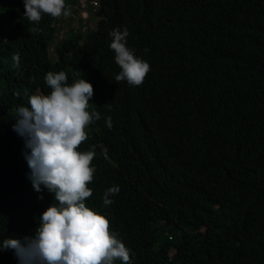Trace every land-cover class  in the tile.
I'll use <instances>...</instances> for the list:
<instances>
[{
  "label": "trees",
  "instance_id": "16d2710c",
  "mask_svg": "<svg viewBox=\"0 0 264 264\" xmlns=\"http://www.w3.org/2000/svg\"><path fill=\"white\" fill-rule=\"evenodd\" d=\"M97 1L96 27L51 48L59 18L30 23L23 0H0V239L30 235L53 200L32 188L12 125L25 93L47 94L45 74L64 71L92 84L101 114L80 148L96 152L86 204L132 264H264V0ZM125 28L151 67L140 86L115 80L109 33ZM0 264H18L11 249Z\"/></svg>",
  "mask_w": 264,
  "mask_h": 264
},
{
  "label": "clouds",
  "instance_id": "9594fccd",
  "mask_svg": "<svg viewBox=\"0 0 264 264\" xmlns=\"http://www.w3.org/2000/svg\"><path fill=\"white\" fill-rule=\"evenodd\" d=\"M23 3L24 18L34 24L43 15L59 18L71 14L65 0H23ZM79 3L80 0L75 5ZM98 5L97 1L96 9ZM109 35L112 37L109 47L120 68L115 80L131 86L142 85L151 67L127 46L128 29H114ZM12 60L13 67L18 68L19 55ZM44 81L50 91L25 93L27 106L16 109L12 130L30 150L25 160L32 188L39 193L43 186L53 200L39 215L37 227L30 235L0 239V252L11 249L18 264H116L117 261L132 264L130 249L111 231L109 220L86 204L93 195L89 184L96 173L92 163L96 152L95 146L84 151L80 148L88 139V126L101 119L98 111L90 110L94 88L84 78L69 83L64 71H49ZM105 122L111 129V117ZM119 191L118 185L107 188L103 204L113 203L110 197Z\"/></svg>",
  "mask_w": 264,
  "mask_h": 264
},
{
  "label": "rangeland",
  "instance_id": "374dc122",
  "mask_svg": "<svg viewBox=\"0 0 264 264\" xmlns=\"http://www.w3.org/2000/svg\"><path fill=\"white\" fill-rule=\"evenodd\" d=\"M78 8L77 5L73 6L70 9L71 14L69 16H61L58 19V33L57 38L55 41H53L51 48H53L55 45H57L60 41L63 40V38H66L69 33L75 30H82L86 31L88 28H95L97 25V18H87L85 21L82 18V12H85V8ZM73 9H75L73 12ZM81 12V14H80ZM86 13V12H85ZM83 26L81 27V25ZM50 56L52 58L55 57L53 49L50 50Z\"/></svg>",
  "mask_w": 264,
  "mask_h": 264
},
{
  "label": "built area",
  "instance_id": "2783aa9c",
  "mask_svg": "<svg viewBox=\"0 0 264 264\" xmlns=\"http://www.w3.org/2000/svg\"><path fill=\"white\" fill-rule=\"evenodd\" d=\"M82 4V7L81 8H85V12H82V18L83 20L85 21L88 17L91 18L92 16V11H95L96 10V5H97V1L96 0H90L89 4H88V0H80V3L77 5L78 8L81 6ZM91 5L94 6V8L91 10ZM75 9H73V12ZM81 14V12H80Z\"/></svg>",
  "mask_w": 264,
  "mask_h": 264
}]
</instances>
